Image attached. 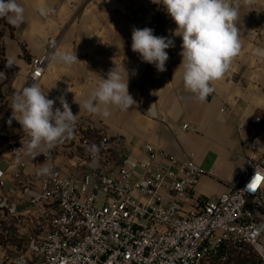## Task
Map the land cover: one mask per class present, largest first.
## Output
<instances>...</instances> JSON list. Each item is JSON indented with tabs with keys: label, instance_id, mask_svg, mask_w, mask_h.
Masks as SVG:
<instances>
[{
	"label": "crops",
	"instance_id": "obj_1",
	"mask_svg": "<svg viewBox=\"0 0 264 264\" xmlns=\"http://www.w3.org/2000/svg\"><path fill=\"white\" fill-rule=\"evenodd\" d=\"M17 2L25 9L24 22L13 26L1 18L0 23V171L5 183L0 186V264L7 256L17 264L32 259L30 237L38 234L40 216L52 211L47 206L39 214L29 207L40 192V184L33 181L40 165H55L63 176L68 169L77 178L96 167L81 148L76 150L75 129L50 161L26 154L30 138L17 120L9 123L14 94L28 86L33 59L44 56L51 44L55 45L52 53L68 50L79 61L69 66L49 60L36 84L47 98L56 100L54 108L61 107L57 98L65 97L73 114H78L75 128L90 139L97 141L101 134L120 138L125 147H116V159L141 158L146 144L181 161L189 158L205 171L194 194L210 202L240 180L249 155L245 141L258 119L264 123V0H251L247 6L240 0L241 50L203 102L184 87L179 69L182 38L173 35L177 26L162 4L153 0ZM134 27L151 28L154 35L174 41V47L166 49V71H157L132 51ZM9 59L14 61L11 67ZM116 67L122 75L127 71L129 94L136 103L127 111L108 106L107 117L80 109L75 100L88 99L100 78L106 79ZM185 124L189 130L182 129ZM260 154H264V131ZM20 162L26 167L21 168ZM261 229L264 242V220ZM221 257L209 264H223Z\"/></svg>",
	"mask_w": 264,
	"mask_h": 264
},
{
	"label": "built area",
	"instance_id": "obj_2",
	"mask_svg": "<svg viewBox=\"0 0 264 264\" xmlns=\"http://www.w3.org/2000/svg\"><path fill=\"white\" fill-rule=\"evenodd\" d=\"M54 50L51 44L33 59L28 86L40 81ZM76 128L75 141L96 167L81 178L68 169L60 175L55 165L49 175L35 172L40 192L29 207L52 211L40 216L38 234L30 237L33 257L27 264H209L229 246L255 253L264 264V184L255 193L243 191L256 170L264 174L261 119L245 141L249 155L240 180L216 202L194 194L205 171L193 160H178L150 144L141 158L116 159V147H125L120 138L101 134L94 141ZM62 143L44 159L53 161ZM91 145L99 147L95 156ZM221 256L226 262L227 255ZM5 264L17 261L7 256Z\"/></svg>",
	"mask_w": 264,
	"mask_h": 264
},
{
	"label": "clouds",
	"instance_id": "obj_3",
	"mask_svg": "<svg viewBox=\"0 0 264 264\" xmlns=\"http://www.w3.org/2000/svg\"><path fill=\"white\" fill-rule=\"evenodd\" d=\"M153 3L162 4L176 24L173 35L182 38L179 69L183 70L184 87L203 102L214 90L213 83L223 77L241 50L237 27L240 0L235 4L230 0H153ZM243 3L247 6L251 0H243ZM24 13V7L17 0H0V18H6L9 24H22ZM131 39V49L139 54L142 62L154 65L159 72L166 71L169 59L166 49L174 47L172 39L156 36L148 27H134ZM49 60L53 64L69 66L79 61L77 55L68 50L53 52ZM13 64V60H7L8 67ZM57 99L61 107L54 108L56 100L47 98V92L35 82L14 94L9 123L12 119L17 120L30 138L25 145L26 154L46 157L58 143L73 134L78 114H73L63 95ZM75 102L80 109L105 117L110 114L108 106L127 111L136 103L129 94L127 71L126 76L122 75L117 67L108 72L106 79L100 78L88 99ZM89 151L95 156L99 147L91 145ZM51 173L52 169L46 162L40 165L39 174ZM261 184H264V174L256 170L243 191L255 193Z\"/></svg>",
	"mask_w": 264,
	"mask_h": 264
},
{
	"label": "trees",
	"instance_id": "obj_4",
	"mask_svg": "<svg viewBox=\"0 0 264 264\" xmlns=\"http://www.w3.org/2000/svg\"><path fill=\"white\" fill-rule=\"evenodd\" d=\"M4 22L0 18V23ZM226 254L227 260L223 264H260L257 256L253 252L244 253L234 250L231 246L225 248L220 255Z\"/></svg>",
	"mask_w": 264,
	"mask_h": 264
},
{
	"label": "rangeland",
	"instance_id": "obj_5",
	"mask_svg": "<svg viewBox=\"0 0 264 264\" xmlns=\"http://www.w3.org/2000/svg\"><path fill=\"white\" fill-rule=\"evenodd\" d=\"M77 148H78V149H77ZM77 148H76V150H78V152H79V151H80V149H79L80 147H77ZM100 198H103V196L100 195Z\"/></svg>",
	"mask_w": 264,
	"mask_h": 264
}]
</instances>
